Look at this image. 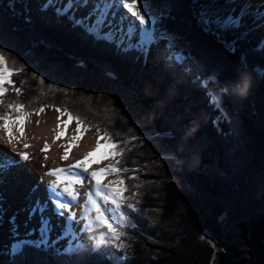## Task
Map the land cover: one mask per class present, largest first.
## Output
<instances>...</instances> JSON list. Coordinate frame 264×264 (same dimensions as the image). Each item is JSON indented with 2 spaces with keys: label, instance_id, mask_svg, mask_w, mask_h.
<instances>
[{
  "label": "trees",
  "instance_id": "1",
  "mask_svg": "<svg viewBox=\"0 0 264 264\" xmlns=\"http://www.w3.org/2000/svg\"><path fill=\"white\" fill-rule=\"evenodd\" d=\"M142 2L166 13L158 28L172 34L174 47L189 57L186 68L165 59L161 44L146 57L121 54L115 44L74 28L69 14L57 17L53 6L43 11L41 0H0V49L10 67L23 68L5 85L0 114L18 115L9 105H23L28 114L51 106L102 135L115 139L119 132L128 140L131 128L139 137L122 145L132 149L121 165L130 171L120 174L129 199L123 208L126 235L117 243L125 247L109 244L103 255L85 253L82 259L29 247L15 264H117L118 258L120 264H211L215 248L207 233L238 255L239 264H264V51L251 43L253 19L246 16L243 27L213 35L196 12L226 0ZM232 41L235 51L225 47ZM241 56L252 87L243 99L224 96L228 118L214 123L220 112L203 99L192 73L217 72L221 83L233 80ZM169 153L175 159L166 158ZM0 264H13V258L0 254Z\"/></svg>",
  "mask_w": 264,
  "mask_h": 264
},
{
  "label": "snow or ice",
  "instance_id": "2",
  "mask_svg": "<svg viewBox=\"0 0 264 264\" xmlns=\"http://www.w3.org/2000/svg\"><path fill=\"white\" fill-rule=\"evenodd\" d=\"M79 2V0H77ZM89 0H82V6H86ZM54 0H46V3L42 5V10L46 11L50 6H53ZM126 8L131 16L136 17L139 21V27L133 21H129L127 28H124V21L128 20L127 15L120 17L119 27L114 28L112 21L109 20V14L113 19L116 17V12L112 9H119L120 7ZM141 7L143 11H141ZM73 8V0H68V3L63 7H56L55 13L57 17L68 15L69 10ZM166 13L154 12L150 9L148 3L142 2V0H95L94 7L88 16L77 19L75 15H69L68 19L72 21L73 27H81L84 32L92 36L97 42L103 41L109 44H115L116 48L121 54H127L131 51H135L139 54L147 56L150 48L153 45H158L161 40H166L168 43L167 48L173 49L170 53V58L177 64H184L185 60L189 57L185 56L183 50H176L174 47V36L169 34L166 30L158 28L163 17ZM95 17L92 20V17ZM198 23L202 25L203 30L213 35H218L219 31H227L230 29H239L243 27L244 17L251 16L253 23L258 27H264V0L253 6L251 0L241 6L239 13L229 12L227 16H220L216 12L211 11V5H202L200 10L196 12ZM91 21V22H89ZM30 22V20H28ZM105 28L108 31H105ZM246 34V33H245ZM242 34V35H245ZM225 47L229 51H235V41L231 43L225 42ZM257 51H264V39H262ZM241 66L237 69L236 77L233 80L221 83L217 72L209 73L206 77H197L195 82L204 89H208L207 95L211 98V104L219 110L220 115L216 117L214 123H218L221 117L228 118L226 110L222 107V100L224 96L229 98L236 97L231 91H223V85H230L236 82L239 78V71L241 69L247 71L246 58L241 56ZM82 66V62H81ZM23 71V68L16 69L9 66L7 56L3 50L0 49V96H3L8 89L5 87L6 84H12V76L18 72ZM261 74L264 75V69L261 70ZM108 75L115 78L114 74L109 72ZM40 83H44L43 79ZM210 85H215V88H210ZM16 92L19 93L20 89L17 88ZM2 103V101H0ZM13 110V113L18 115L13 116L9 113L0 114V120L5 121L0 124V128H4L8 134V143L12 144V126L17 122L20 125V134L23 136V121L29 115L23 111V105H9ZM43 111V109H41ZM73 117L69 113V120ZM77 133L81 132L82 121L79 117H76ZM11 122V124L9 123ZM131 128L126 129V133L130 137L128 140H121L120 133L113 135L105 132L96 141L95 151L88 152L83 159L77 160L75 164L68 166L67 168L52 169L45 173L46 175L54 176L56 179L46 184L47 199L41 200L36 198L30 202L29 205L24 209L27 211L28 216L25 221V227L27 228L28 223L35 217H39V226L30 228L21 236L18 231L19 225L16 223V215H13L9 219L11 224V240L13 243L5 246V252H7L13 258V264L17 258H22L25 255V249L32 247L37 251L47 250L58 244L60 240H67L68 243L63 249L57 248L56 251L62 252L69 259H82L85 253L88 254H100L103 255L102 247L115 244L117 248L125 247L122 243H117L122 240V237L126 235V231H120L121 228H125L126 216L123 211L126 201L129 197L125 196L128 191L125 187V179L121 178L110 181L104 184L102 177L108 175L120 176L121 173H127L130 171L129 167L123 166L128 161L125 160V153L131 152V148H125L122 145L125 143H131L139 139L136 135L132 134ZM163 136L171 137V132H165ZM59 139V136L57 137ZM80 137L73 136L72 141L75 143ZM101 140H105V143L101 144ZM25 148L29 145L25 144ZM47 149V145H45ZM101 149H104L101 152ZM99 156L93 160L92 157ZM19 160L10 159L7 157L0 158V183H2L6 177L7 172L15 165L20 162L29 161L30 156L27 152L17 153ZM64 160H68L69 153L66 150L62 157ZM162 159L165 157H161ZM166 158L175 159L172 154H167ZM47 159V157H45ZM111 159L113 162L108 164L107 167L99 168L98 170H91L90 165L92 163H101L103 160ZM133 171H139L133 169ZM90 177L91 181H94V189H90L87 193L86 202L84 204V210L82 215H77L74 211V207L77 206L79 201L80 193L76 190L77 185H83L85 178ZM130 179H138L137 176L133 175ZM42 179V178H41ZM37 189L33 188L35 192ZM139 195V193H134ZM2 201V196H0ZM51 205V209H50ZM104 205V207H102ZM110 205V206H109ZM127 208L136 211V204H127ZM51 210L52 213L57 217H64V225L61 228L60 234L52 240L51 233L53 232V225L51 217L46 213ZM95 212L93 219L91 213ZM67 213V214H66ZM4 210L2 204H0V221L3 220ZM226 216L222 214L219 219L224 220ZM86 221V223H85ZM98 224L100 227L107 229L106 233H101L98 237H89V243L86 245L81 240V233H89L93 231V225ZM33 234H38L36 239H31ZM107 237V238H106ZM128 259L127 255L122 257ZM117 264H120V258L117 260Z\"/></svg>",
  "mask_w": 264,
  "mask_h": 264
},
{
  "label": "bare ground",
  "instance_id": "3",
  "mask_svg": "<svg viewBox=\"0 0 264 264\" xmlns=\"http://www.w3.org/2000/svg\"><path fill=\"white\" fill-rule=\"evenodd\" d=\"M44 2L46 0H43ZM57 7H63L68 3V0H54ZM229 1V0H228ZM227 1V2H228ZM95 0H89L86 6H82V0H73V8L69 12L75 15L78 19L89 15L94 7ZM226 4H222L219 7H211V11L215 12H235L239 13L241 6L246 0H231ZM262 2V0H251L253 6ZM116 12V17L113 19L111 12L109 14V20L112 21L114 28L119 27L120 17L127 15L128 20L124 21V28L126 30L129 21L136 23L139 27V21L136 17L131 16L126 8L122 6L119 9H112ZM95 17H92L94 20ZM91 22V21H89ZM105 31H108L105 28ZM264 39V27L258 31L255 38L256 44ZM212 121V120H211ZM11 124V122H10ZM23 136L20 134V125L17 122L12 126L13 142L8 143V134L6 129L0 128V158L7 157L14 160H19L17 153L27 152L30 156L29 161L20 162L13 166L6 174V177L2 183H0V196H2V204L4 210L3 220L0 221L1 225V237L4 239L2 247L8 245V241L11 236L10 228L11 224L9 219L16 215V223L19 225L21 233H25L30 228L39 226V217L33 218L25 227V221L27 220L28 213L24 209L29 205L30 202L36 198L41 200L47 199L46 184L56 179L54 176L46 175L52 169L67 168L70 165L75 164L77 160L84 158L86 153L95 151L96 141L100 138V134L95 130L85 131L81 128V132L77 133V124L68 123L65 113L58 109H45L40 113L32 114L23 121ZM79 136L80 139L75 143L72 141L73 136ZM59 136V139L57 138ZM101 144L105 143V140L100 141ZM27 144L29 147L25 148ZM47 145V149H45ZM68 151L69 158L64 160L62 157L65 151ZM104 149H101L103 152ZM99 156L92 157L95 160ZM47 157V159H45ZM111 159L103 160L101 163H92L90 165L91 170H98L102 167H107L108 164L112 163ZM42 178V179H41ZM104 184L109 183L112 180V175L102 177ZM94 181H91L90 177L85 178L83 185H77L76 190L80 193L79 201L77 206L74 207V211L77 215H82L84 210V204L86 202L87 193L90 189H94ZM33 188L37 190L32 191ZM110 206V205H109ZM104 207V205H102ZM51 209V205H50ZM67 214V213H66ZM46 215L51 217L53 225V232L51 233L52 240L60 234L61 228L64 225L65 218L55 216L51 210ZM93 219L95 212L91 213ZM86 223V221H85ZM93 231L89 233H81V240L83 242H89L88 238L92 236H99L100 233H105L107 230L104 227H100L98 224L93 225ZM38 234H33L32 239H36ZM0 238V239H2ZM2 241V240H1ZM68 241L60 240L56 246H64ZM1 243V242H0ZM9 257V256H8Z\"/></svg>",
  "mask_w": 264,
  "mask_h": 264
},
{
  "label": "rangeland",
  "instance_id": "4",
  "mask_svg": "<svg viewBox=\"0 0 264 264\" xmlns=\"http://www.w3.org/2000/svg\"><path fill=\"white\" fill-rule=\"evenodd\" d=\"M228 1V0H227ZM231 0H229L228 2H230ZM46 2V1H45ZM227 2V3H228ZM42 3V2H41ZM229 4V3H228ZM57 6V5H56ZM220 6H221V4H220ZM217 7H219V5L217 6ZM62 8V7H61ZM214 8H216V7H214ZM141 11H143V8L141 7ZM217 14H219L220 16H227L229 13H227V12H220V10H217V11H215ZM78 19V18H77ZM254 29H255V35H254V37H253V40L251 39V43L255 46V47H257L258 45L256 44V40H255V38H256V36H257V34H258V31L261 29V27H258V26H254ZM159 43H162L163 44V49H162V53H163V57L164 58H167L169 55H170V53H171V51H173V49H169V48H167L166 47V45H167V41L166 40H161ZM176 50H177V48H176ZM207 76V75H206ZM205 76V77H206ZM192 77H193V79L194 80H196V78L198 77L197 75H195L194 73L192 74ZM200 77V76H199ZM202 77H204V76H202ZM202 93H201V96L203 97V99L207 102V103H210V101H211V98L207 95V91H208V89H202ZM48 108H51V109H53V107H45V108H43V110H45V109H48ZM54 109H56V108H54ZM58 110H60V111H62L63 113H65V111H63V109H58ZM38 111V110H37ZM37 111L34 113H32V114H36L37 113ZM40 112H42L41 110L40 111H38V113H40ZM31 113H29V115L28 116H31L32 115ZM65 115H66V113H65ZM27 116V117H28ZM26 117V118H27ZM25 118V119H26ZM66 118H67V116H66ZM68 119V118H67ZM212 120V119H211ZM210 120V121H211ZM75 121H70L69 119H68V123L70 124V123H74ZM10 123V122H9ZM76 123V122H75ZM81 128H83L85 131H89V130H91L92 128H90V129H85L84 128V126L82 125V127ZM92 130H95V129H92ZM96 131V130H95ZM98 132V131H97ZM99 134H100V136H102V133L101 132H98ZM120 177L119 176H117V175H112V180L114 181V180H117V179H119ZM1 194V193H0ZM1 224V223H0ZM0 229H1V225H0ZM19 230V229H18ZM107 230V229H106ZM122 230H124V228H121L120 229V231H122ZM20 232V234H21V236H23V234L24 233H21V231H19ZM107 232V231H106ZM105 232V233H106ZM101 234V233H100ZM3 234H1V231H0V238H2L1 236H2ZM208 240H210L211 241V245L213 246V248H215V254H214V257H212V259H211V264H239L238 263V255L236 256L229 248H227V247H225V245L224 244H222V242L218 239V237H217V235H214V234H211V233H207V234H205L204 235ZM107 238V237H106ZM31 239H32V237H31ZM2 240V241H1ZM3 238L2 239H0V252H2L3 253V255H4V257L5 258H8V254H6V252H5V247H2V242H3ZM86 245L88 244V242L86 241V242H84ZM6 245H7V243H6ZM65 246V245H64ZM63 246V247H64ZM53 247H55L54 249H57L56 247H58L59 249H60V247L61 248H63L62 246H56V245H54ZM3 257V258H4Z\"/></svg>",
  "mask_w": 264,
  "mask_h": 264
},
{
  "label": "clouds",
  "instance_id": "5",
  "mask_svg": "<svg viewBox=\"0 0 264 264\" xmlns=\"http://www.w3.org/2000/svg\"><path fill=\"white\" fill-rule=\"evenodd\" d=\"M252 83H253V79L251 73L241 69L239 71L238 80L230 85H223L221 90L231 91L234 95L238 97L246 98L252 87Z\"/></svg>",
  "mask_w": 264,
  "mask_h": 264
},
{
  "label": "built area",
  "instance_id": "6",
  "mask_svg": "<svg viewBox=\"0 0 264 264\" xmlns=\"http://www.w3.org/2000/svg\"><path fill=\"white\" fill-rule=\"evenodd\" d=\"M195 74V73H194ZM195 75H197V74H195ZM198 76V75H197ZM214 120V118H212V121Z\"/></svg>",
  "mask_w": 264,
  "mask_h": 264
}]
</instances>
